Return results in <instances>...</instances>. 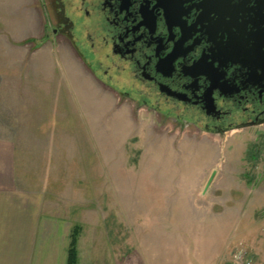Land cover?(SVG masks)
I'll return each instance as SVG.
<instances>
[{
    "label": "rangeland",
    "instance_id": "374dc122",
    "mask_svg": "<svg viewBox=\"0 0 264 264\" xmlns=\"http://www.w3.org/2000/svg\"><path fill=\"white\" fill-rule=\"evenodd\" d=\"M50 2L0 0V120L17 185L80 227V264H232L240 247L264 264V125L212 133L139 107L52 33Z\"/></svg>",
    "mask_w": 264,
    "mask_h": 264
},
{
    "label": "flooded vegetation",
    "instance_id": "af4514ba",
    "mask_svg": "<svg viewBox=\"0 0 264 264\" xmlns=\"http://www.w3.org/2000/svg\"><path fill=\"white\" fill-rule=\"evenodd\" d=\"M50 6L52 33L75 36L108 85L139 107L212 133L264 125V0Z\"/></svg>",
    "mask_w": 264,
    "mask_h": 264
},
{
    "label": "crops",
    "instance_id": "0c3cea01",
    "mask_svg": "<svg viewBox=\"0 0 264 264\" xmlns=\"http://www.w3.org/2000/svg\"><path fill=\"white\" fill-rule=\"evenodd\" d=\"M2 126L0 120V264H67L70 232L60 219L42 212L40 192L17 185L16 139L3 134ZM171 258L155 251L154 264H175ZM79 260L77 249V264ZM97 264L114 263L102 255Z\"/></svg>",
    "mask_w": 264,
    "mask_h": 264
},
{
    "label": "trees",
    "instance_id": "16d2710c",
    "mask_svg": "<svg viewBox=\"0 0 264 264\" xmlns=\"http://www.w3.org/2000/svg\"><path fill=\"white\" fill-rule=\"evenodd\" d=\"M80 233V227L74 226L70 233V242L68 250L67 264H77V240Z\"/></svg>",
    "mask_w": 264,
    "mask_h": 264
},
{
    "label": "built area",
    "instance_id": "2783aa9c",
    "mask_svg": "<svg viewBox=\"0 0 264 264\" xmlns=\"http://www.w3.org/2000/svg\"><path fill=\"white\" fill-rule=\"evenodd\" d=\"M232 264H252V257L245 248H237L233 255Z\"/></svg>",
    "mask_w": 264,
    "mask_h": 264
},
{
    "label": "water",
    "instance_id": "95a60500",
    "mask_svg": "<svg viewBox=\"0 0 264 264\" xmlns=\"http://www.w3.org/2000/svg\"><path fill=\"white\" fill-rule=\"evenodd\" d=\"M213 173H214V172H213ZM213 173H212V175L210 176V178H209V180H208V182H207V184H206V185H208V184H209V182H210V180L212 179Z\"/></svg>",
    "mask_w": 264,
    "mask_h": 264
}]
</instances>
